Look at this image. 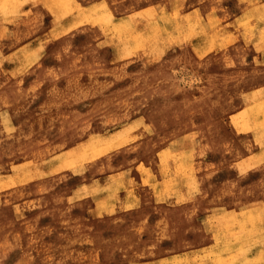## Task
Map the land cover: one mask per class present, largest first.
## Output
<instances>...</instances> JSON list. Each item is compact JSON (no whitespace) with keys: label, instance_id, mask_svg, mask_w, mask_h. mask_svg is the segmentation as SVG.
Wrapping results in <instances>:
<instances>
[{"label":"rangeland","instance_id":"obj_1","mask_svg":"<svg viewBox=\"0 0 264 264\" xmlns=\"http://www.w3.org/2000/svg\"><path fill=\"white\" fill-rule=\"evenodd\" d=\"M136 164L198 191L97 217ZM164 238L264 264V0H0V264H164Z\"/></svg>","mask_w":264,"mask_h":264},{"label":"crops","instance_id":"obj_2","mask_svg":"<svg viewBox=\"0 0 264 264\" xmlns=\"http://www.w3.org/2000/svg\"><path fill=\"white\" fill-rule=\"evenodd\" d=\"M79 2V1H78ZM49 13L54 15L56 13V8L51 7ZM71 15V14H68ZM54 27L51 28L53 30ZM177 139L176 143H184L186 140ZM140 164H136L134 167H128L121 172L115 173L121 174L123 181L119 184V190L116 191L114 196L115 199L110 201V195L103 192H98L96 197L93 199L96 204L94 207V213L97 217L104 216L106 214H113L118 211H135L138 209L140 211L141 207H144L143 210L148 211L149 208H152V213L149 215L150 221L153 223L160 215H158L154 209V206H164V203L168 204L170 199L174 201L173 204H182L188 201L191 191H198L199 184H196V187L190 188L181 183H175L168 186V183L165 182L164 170L162 167L158 171L148 170V174L143 173L140 170ZM150 168V167H149ZM144 188H147L152 192L154 197L152 204H149L147 201L143 200L142 191ZM181 199V200H180ZM181 201V202H179ZM139 207V208H138ZM169 240H172L171 242ZM178 243L173 238H164V264H170V261L176 258L184 256L186 253H191L195 249H185L177 248Z\"/></svg>","mask_w":264,"mask_h":264},{"label":"bare ground","instance_id":"obj_3","mask_svg":"<svg viewBox=\"0 0 264 264\" xmlns=\"http://www.w3.org/2000/svg\"><path fill=\"white\" fill-rule=\"evenodd\" d=\"M79 5H81V4H79ZM77 6V5H76ZM82 6V5H81ZM77 7H79V6H77Z\"/></svg>","mask_w":264,"mask_h":264}]
</instances>
